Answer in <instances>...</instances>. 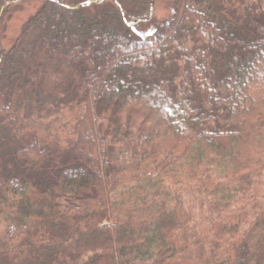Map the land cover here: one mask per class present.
I'll use <instances>...</instances> for the list:
<instances>
[{"label": "trees", "instance_id": "1", "mask_svg": "<svg viewBox=\"0 0 264 264\" xmlns=\"http://www.w3.org/2000/svg\"><path fill=\"white\" fill-rule=\"evenodd\" d=\"M152 5L44 0L0 48V264H264V0L149 38ZM25 94L65 98L62 146L1 136Z\"/></svg>", "mask_w": 264, "mask_h": 264}, {"label": "rangeland", "instance_id": "2", "mask_svg": "<svg viewBox=\"0 0 264 264\" xmlns=\"http://www.w3.org/2000/svg\"><path fill=\"white\" fill-rule=\"evenodd\" d=\"M43 3L44 0H24L11 6L8 14L0 22L1 50L6 51L12 46L24 23L37 12ZM150 9L153 20L148 26L141 27L147 32L149 38L153 36L151 30L155 29L157 23L171 14L172 0H153ZM34 96L33 94L23 95L24 117L17 125L15 134L11 135L3 130L1 136L17 144L26 143L32 136H35L41 145L49 148L62 146L70 135L69 117L61 109L65 98L39 95L34 99Z\"/></svg>", "mask_w": 264, "mask_h": 264}, {"label": "water", "instance_id": "3", "mask_svg": "<svg viewBox=\"0 0 264 264\" xmlns=\"http://www.w3.org/2000/svg\"><path fill=\"white\" fill-rule=\"evenodd\" d=\"M150 16L152 15V10L150 9V14H149Z\"/></svg>", "mask_w": 264, "mask_h": 264}]
</instances>
